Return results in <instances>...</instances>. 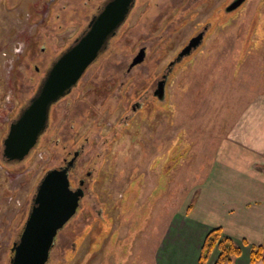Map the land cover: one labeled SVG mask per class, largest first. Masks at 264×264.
<instances>
[{
    "label": "rangeland",
    "instance_id": "rangeland-1",
    "mask_svg": "<svg viewBox=\"0 0 264 264\" xmlns=\"http://www.w3.org/2000/svg\"><path fill=\"white\" fill-rule=\"evenodd\" d=\"M16 1L0 0V264L9 262L12 237L26 219L44 167L60 163L56 157L51 159L56 151L53 142L46 146L40 142L21 161L7 162L2 155L1 141L6 133L3 122L18 102L17 91L18 96L23 93L29 98L37 86L32 63L25 65L27 59L18 66L21 72L15 77L16 56H24L31 36L48 31L31 21L28 13H10L8 9ZM228 1L214 0L208 10L207 0L197 1L192 17L204 13L200 20H209L216 5L226 6ZM82 2L78 0L80 5ZM134 13L128 25L135 23ZM70 15L65 13V17ZM191 22L193 26L195 20ZM53 23L57 24L56 19ZM211 27L200 48L176 66L167 83L165 100L155 105L150 117L135 118L127 128L117 123L125 87L119 92L123 98L109 108L111 116L91 122L95 133L89 134L91 145L84 157L100 153V176L74 217L58 230L46 264H116L128 259L132 263L130 254L139 253L137 247L143 236H155L158 228L164 234L172 215L186 205L188 189L190 196H195L207 176L215 175L219 168L221 172L234 168L246 177L264 173V0H244L234 11L214 19ZM179 29L170 50L153 51L157 71L189 36V27ZM140 33L134 28L116 37L115 43L123 44L112 53L113 58L128 55L131 48L124 39L138 38ZM52 35L59 44L48 33L46 40L40 37L39 41L56 54L63 47L61 37L70 40L75 33L72 27H63L54 28ZM154 36L149 35L144 44L153 48ZM107 57L104 55L86 74H109L115 65L120 66L118 59L106 64ZM43 71L40 68L39 73ZM134 72L148 73L142 68ZM137 121L141 127L135 138L132 134ZM58 128L49 134L63 132L65 126ZM87 128L79 125L77 131L83 134ZM93 141L102 146H94ZM220 155L224 157L222 163H218ZM217 256L215 247L205 263L213 264Z\"/></svg>",
    "mask_w": 264,
    "mask_h": 264
},
{
    "label": "flooded vegetation",
    "instance_id": "flooded-vegetation-1",
    "mask_svg": "<svg viewBox=\"0 0 264 264\" xmlns=\"http://www.w3.org/2000/svg\"><path fill=\"white\" fill-rule=\"evenodd\" d=\"M113 1L114 0H83L82 5L78 3V0H17L14 3L10 13H28L29 18H32L31 21H37L38 24L40 23L38 26L39 28L41 27L48 31H45L44 33L38 31V35L31 36L29 38L30 40L28 39L27 47L24 48L26 52L23 53L24 56L22 55V58L16 56L15 77L18 76V72H21L18 66L21 65V63H24V60L27 59L29 62H26L25 65L29 66V63H32L34 67L33 73L37 75V86L29 98H25L23 93L18 96V91L16 89L18 102L15 107L13 106V108L10 109L7 119L4 120L5 123L3 122V125L6 127V133L10 123L17 119L20 112L35 96L37 89L43 81L51 64L61 53L72 46L89 29L92 20L103 11L107 4ZM150 1V4H152L151 7H149V0L130 1L126 16L118 24L113 34L109 36L105 48L99 52L98 56L85 69L69 92L51 103L45 127L38 136L36 144L25 156L27 157L33 153L40 142H42L41 144H45L44 146L49 145L51 142L54 143L56 151L54 156H51V159L56 157L57 160H60V163L52 166H45L43 174L40 176L37 184L48 170L65 169L69 187L72 190L81 188L83 191L74 215L81 207L87 192L90 193L92 191L93 182L96 177L100 176V173H98L99 163L97 162L100 159V153L95 152L90 155V158L84 157L86 148L91 145L89 134H92L93 132L95 133L93 130L94 124L91 122L100 121L103 115H105V118L107 119L111 116L109 108L111 109L118 99L123 98V94L119 92L123 88L125 89V87L126 91H124V98L121 100L123 107L120 108L121 114L117 119V123L121 125L122 128H127L129 121H132L135 118L140 120L139 118H142L144 115L150 117L155 105L160 104L161 100H165L167 83L170 81V77L176 66L181 65L188 56H192L195 51L200 48L204 42L205 35L212 28V21L214 19H218L219 16L223 17L224 14H229L238 7L229 9L230 5L235 1L229 0L226 6L216 5V10L212 13L213 16L209 20H200V17L204 15V13H197L198 16L192 17V15L195 14L192 13V6L194 7L197 1L202 2L204 0ZM213 1L214 0H207L205 5L206 10L214 6ZM148 7L150 9L146 10ZM186 10L187 13H185ZM134 11H136V13H134L133 18L135 17L136 21L134 24L128 25L129 17ZM174 11H178L179 13H173ZM65 13H72V15L65 17ZM55 19L57 23L56 25L53 23ZM193 20H195V24L191 26V21ZM53 26H56L54 28L57 30L63 27H72L75 33L70 40L66 37H61L62 41H60V43L63 47L62 50L57 51L56 54L50 53L47 45H44V43L39 41L41 38L44 40V36L47 33L52 38L56 37L55 35H52L54 29ZM187 27L190 28L189 36L185 37L184 39L186 40L183 41V39L180 45L178 44L175 54L162 65L163 67L160 71H157L154 62L155 59H157V55H153V51L156 49L170 50L171 47H173V41L178 39L177 36L176 38L174 36L175 32L181 30L179 28L187 30ZM134 28L140 30L142 33H140L141 35L138 38L124 39L125 42L128 41L131 52L126 55V53L121 51L124 55L121 54L120 56L113 58L112 53H114L115 50L119 51L123 44L122 41H117L115 43L114 39L121 33H125V35L128 34V32ZM154 34L156 36H154L155 38L153 42L155 43L152 48V46L150 47L144 43L148 41L147 39H149V35ZM199 35L201 36L196 47L191 48L188 53L181 54V51L187 46L190 39ZM55 39H57L56 44H59V39ZM139 53L142 54L141 61L133 63ZM106 54L108 55V60L106 59L108 62L106 61V64H113L112 60L118 59L120 66L115 65L114 71L109 74H86L87 72L93 71V67L96 66ZM40 68L44 69L42 74L39 73ZM138 68H142L144 71H148V73L134 72ZM152 71L155 73L153 74ZM89 76L91 78H89ZM15 87H18V82ZM74 93L76 96H74ZM118 94L120 96H117ZM125 98H127L126 101L124 100ZM130 98L132 100L129 102ZM98 113H100V117L97 116ZM107 121L105 122L109 123ZM79 125L88 127V132L85 131L83 134H80V132L77 131ZM63 126H65V129L63 132L61 131L62 133L54 131L49 134L51 129H57L58 127L61 129ZM140 127L141 122L137 121L132 135L138 133ZM4 137L2 138V141ZM136 137L137 135H135V138ZM104 142L105 140L103 143ZM93 143L94 146L95 144L98 145V147L102 146L101 143H96L95 141H93ZM57 150L59 152H57ZM4 159L9 162L5 157ZM33 195L34 193L31 196V200ZM87 198L89 199V196ZM74 215L72 217H74ZM24 221L12 237V244L18 240ZM12 244L9 247L10 256L12 254Z\"/></svg>",
    "mask_w": 264,
    "mask_h": 264
},
{
    "label": "water",
    "instance_id": "water-1",
    "mask_svg": "<svg viewBox=\"0 0 264 264\" xmlns=\"http://www.w3.org/2000/svg\"><path fill=\"white\" fill-rule=\"evenodd\" d=\"M131 0H114L92 20L89 29L61 53L49 67L35 96L9 125L2 154L9 161L22 160L43 131L51 103L69 92L85 69L105 48L127 14ZM244 0H235L229 9ZM201 35L190 39L181 54L196 47ZM142 54L134 59L139 62ZM83 191L72 190L65 169L48 170L36 186L20 236L12 244L8 264H46L59 229L74 215Z\"/></svg>",
    "mask_w": 264,
    "mask_h": 264
},
{
    "label": "crops",
    "instance_id": "crops-1",
    "mask_svg": "<svg viewBox=\"0 0 264 264\" xmlns=\"http://www.w3.org/2000/svg\"><path fill=\"white\" fill-rule=\"evenodd\" d=\"M219 169L199 184L195 196L188 189L186 205L172 215L164 234L158 228L155 236H143L139 253L130 254L132 263L128 259L122 264H197L204 237L215 227L243 245L231 264H250L249 246L242 242L257 245L264 239V173L246 177L234 168Z\"/></svg>",
    "mask_w": 264,
    "mask_h": 264
},
{
    "label": "trees",
    "instance_id": "trees-1",
    "mask_svg": "<svg viewBox=\"0 0 264 264\" xmlns=\"http://www.w3.org/2000/svg\"><path fill=\"white\" fill-rule=\"evenodd\" d=\"M242 243L249 246L250 264L259 259L264 261V239L261 244L257 245L249 244L244 240ZM215 247L218 249V256L213 264H231L233 258L238 256L241 252V247L236 242H234L232 238L223 235L222 229L220 227H215L209 230V232L204 237L197 264H204L208 254Z\"/></svg>",
    "mask_w": 264,
    "mask_h": 264
}]
</instances>
